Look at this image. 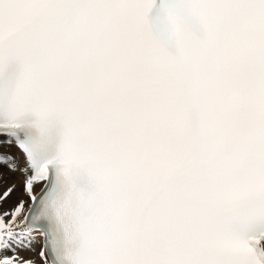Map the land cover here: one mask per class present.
<instances>
[{
  "label": "snow or ice",
  "instance_id": "obj_1",
  "mask_svg": "<svg viewBox=\"0 0 264 264\" xmlns=\"http://www.w3.org/2000/svg\"><path fill=\"white\" fill-rule=\"evenodd\" d=\"M13 146L0 264H264V0H0Z\"/></svg>",
  "mask_w": 264,
  "mask_h": 264
},
{
  "label": "bare ground",
  "instance_id": "obj_2",
  "mask_svg": "<svg viewBox=\"0 0 264 264\" xmlns=\"http://www.w3.org/2000/svg\"><path fill=\"white\" fill-rule=\"evenodd\" d=\"M2 152H11L13 156H19L18 150L13 146L11 148H3L0 149ZM23 180L24 177L19 172H5L0 175V189L2 187L1 183L4 184L5 182V189L8 187L15 185L13 192L10 196L6 199L5 203H0V208L4 209L3 211H8L12 209L21 199L25 200V208H27V197L23 195ZM4 186L2 187V189ZM3 193V192H1ZM37 243L34 245L33 252H22L21 255L24 256L26 259H33L35 264H42L41 259L38 255L40 249L39 237H37Z\"/></svg>",
  "mask_w": 264,
  "mask_h": 264
},
{
  "label": "rangeland",
  "instance_id": "obj_3",
  "mask_svg": "<svg viewBox=\"0 0 264 264\" xmlns=\"http://www.w3.org/2000/svg\"><path fill=\"white\" fill-rule=\"evenodd\" d=\"M5 172L7 173V169L6 168H4L3 170H2V173H4L5 174ZM1 185H2V187L4 186V188L2 189V187H1V189H0V195H2L3 193H1V192H4V191H6L7 189H5V182H4V184L3 183H1ZM6 202V200H4V201H2V203H5ZM1 203V202H0ZM4 209H2V208H0V212H2Z\"/></svg>",
  "mask_w": 264,
  "mask_h": 264
}]
</instances>
